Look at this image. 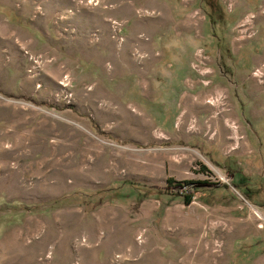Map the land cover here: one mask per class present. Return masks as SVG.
I'll return each instance as SVG.
<instances>
[{
  "label": "rangeland",
  "instance_id": "rangeland-1",
  "mask_svg": "<svg viewBox=\"0 0 264 264\" xmlns=\"http://www.w3.org/2000/svg\"><path fill=\"white\" fill-rule=\"evenodd\" d=\"M0 264H264V0H0Z\"/></svg>",
  "mask_w": 264,
  "mask_h": 264
},
{
  "label": "trees",
  "instance_id": "trees-1",
  "mask_svg": "<svg viewBox=\"0 0 264 264\" xmlns=\"http://www.w3.org/2000/svg\"><path fill=\"white\" fill-rule=\"evenodd\" d=\"M209 186L211 185L207 182H189L186 184V187L184 186L170 187L166 190V192L157 191L154 188H149L147 190L141 189L139 191H141L142 194L146 198H149V199L157 197L158 195H163V194L182 198L183 202L187 206H190L193 203L198 190L201 188L209 187ZM234 186L237 189H241V186L238 184ZM247 190L249 191V193H252V190L248 186H247Z\"/></svg>",
  "mask_w": 264,
  "mask_h": 264
},
{
  "label": "crops",
  "instance_id": "crops-1",
  "mask_svg": "<svg viewBox=\"0 0 264 264\" xmlns=\"http://www.w3.org/2000/svg\"><path fill=\"white\" fill-rule=\"evenodd\" d=\"M195 101H197V100H195ZM179 125H181V121H179ZM191 129H192V128H191ZM246 186H247V185H246ZM204 256H205V257H210V254L207 253V254H204ZM169 260L172 262L171 257L169 258Z\"/></svg>",
  "mask_w": 264,
  "mask_h": 264
},
{
  "label": "bare ground",
  "instance_id": "bare-ground-1",
  "mask_svg": "<svg viewBox=\"0 0 264 264\" xmlns=\"http://www.w3.org/2000/svg\"><path fill=\"white\" fill-rule=\"evenodd\" d=\"M245 23H246V24H249V23H250V21H249V20H248V21H245ZM209 102L211 103V101H209ZM232 126H233V125H232ZM233 129H234V130H236V127H234ZM234 133H235V135H234V136H236V131H235Z\"/></svg>",
  "mask_w": 264,
  "mask_h": 264
}]
</instances>
